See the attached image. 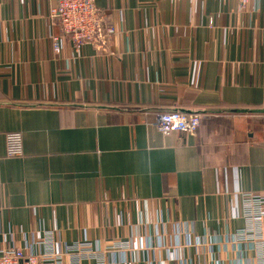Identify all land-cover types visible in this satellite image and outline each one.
I'll return each mask as SVG.
<instances>
[{
    "label": "crops",
    "instance_id": "obj_1",
    "mask_svg": "<svg viewBox=\"0 0 264 264\" xmlns=\"http://www.w3.org/2000/svg\"><path fill=\"white\" fill-rule=\"evenodd\" d=\"M56 3L0 0V247L51 230L101 249L74 264L253 259L234 233L264 191V0H94L114 42L78 50L52 47ZM175 109L198 127L160 133Z\"/></svg>",
    "mask_w": 264,
    "mask_h": 264
},
{
    "label": "built area",
    "instance_id": "obj_2",
    "mask_svg": "<svg viewBox=\"0 0 264 264\" xmlns=\"http://www.w3.org/2000/svg\"><path fill=\"white\" fill-rule=\"evenodd\" d=\"M238 2L241 8H245L251 0ZM50 16L57 20L62 32L60 36H50L54 50H58L64 37L71 41L76 50L84 44L111 46L114 42L115 28L105 22L94 0H57L56 5L50 9ZM199 123L200 114L178 109L157 111L152 122L164 135L172 131L193 132ZM23 154L22 133L7 132L5 155L18 158ZM241 201V216L245 220V227L235 231L234 240L250 242L255 255L253 259L238 258L235 264H264V191L247 192ZM56 241L53 232L48 230L41 236L32 237L23 246L0 247V264H64L67 258L74 264L90 255L102 259L101 249L96 246L93 248L90 242H73L61 246Z\"/></svg>",
    "mask_w": 264,
    "mask_h": 264
}]
</instances>
